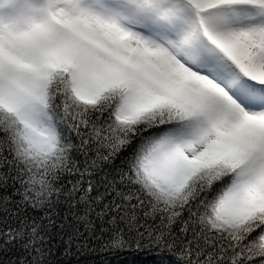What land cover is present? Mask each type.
Segmentation results:
<instances>
[{
    "label": "snow or ice",
    "instance_id": "snow-or-ice-1",
    "mask_svg": "<svg viewBox=\"0 0 264 264\" xmlns=\"http://www.w3.org/2000/svg\"><path fill=\"white\" fill-rule=\"evenodd\" d=\"M61 247L264 264V0H0V264Z\"/></svg>",
    "mask_w": 264,
    "mask_h": 264
},
{
    "label": "trees",
    "instance_id": "trees-1",
    "mask_svg": "<svg viewBox=\"0 0 264 264\" xmlns=\"http://www.w3.org/2000/svg\"><path fill=\"white\" fill-rule=\"evenodd\" d=\"M53 243L55 244L56 241ZM62 252V247L55 252L54 264H161L160 257L130 251L74 254L67 258L60 255ZM73 252H75L74 249ZM165 259H167L168 264H172L171 258Z\"/></svg>",
    "mask_w": 264,
    "mask_h": 264
}]
</instances>
